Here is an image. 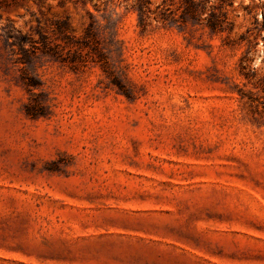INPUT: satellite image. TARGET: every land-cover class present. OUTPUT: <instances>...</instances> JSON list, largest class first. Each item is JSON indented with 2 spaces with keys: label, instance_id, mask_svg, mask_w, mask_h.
Segmentation results:
<instances>
[{
  "label": "rangeland",
  "instance_id": "rangeland-1",
  "mask_svg": "<svg viewBox=\"0 0 264 264\" xmlns=\"http://www.w3.org/2000/svg\"><path fill=\"white\" fill-rule=\"evenodd\" d=\"M195 1L0 0V264H264V0Z\"/></svg>",
  "mask_w": 264,
  "mask_h": 264
},
{
  "label": "trees",
  "instance_id": "trees-1",
  "mask_svg": "<svg viewBox=\"0 0 264 264\" xmlns=\"http://www.w3.org/2000/svg\"><path fill=\"white\" fill-rule=\"evenodd\" d=\"M188 2V5L191 7V17L195 18V19H199V16L202 15L203 13L201 12V10H199L197 8V4L195 0H186ZM149 0H137L136 3V9L138 10L139 13V18H141L143 21H145V14H146V3H148ZM210 17L207 19V25L211 28V29H221V23L224 19V17H219L216 16L214 13L210 12ZM262 26H260L259 30H264V15H262ZM258 26V24H257ZM243 69H246L247 71H242ZM240 74L243 75V77L245 79H247L248 81L255 78L257 75V72L255 69L249 68V66L247 65H241V70H240ZM255 83L257 84V86L261 85V88L264 90V76L256 79ZM244 97V94H241V98ZM250 98V97H249ZM252 100V99H251Z\"/></svg>",
  "mask_w": 264,
  "mask_h": 264
}]
</instances>
